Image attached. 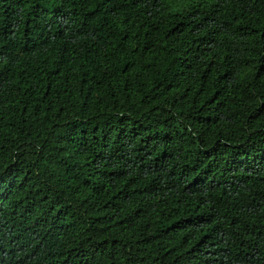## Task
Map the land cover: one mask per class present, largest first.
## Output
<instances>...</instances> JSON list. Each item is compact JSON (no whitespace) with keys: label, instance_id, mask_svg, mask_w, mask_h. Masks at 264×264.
<instances>
[{"label":"trees","instance_id":"16d2710c","mask_svg":"<svg viewBox=\"0 0 264 264\" xmlns=\"http://www.w3.org/2000/svg\"><path fill=\"white\" fill-rule=\"evenodd\" d=\"M0 264H264V0H0Z\"/></svg>","mask_w":264,"mask_h":264}]
</instances>
